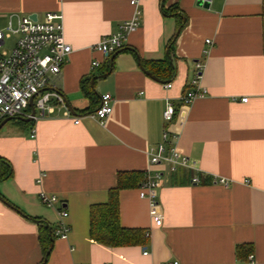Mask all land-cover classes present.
I'll return each mask as SVG.
<instances>
[{"label": "crops", "instance_id": "0c3cea01", "mask_svg": "<svg viewBox=\"0 0 264 264\" xmlns=\"http://www.w3.org/2000/svg\"><path fill=\"white\" fill-rule=\"evenodd\" d=\"M197 2L141 0L140 28L106 56L93 47L132 17L130 0H0V28L17 15L64 12L65 39L73 48L54 79L66 104L53 99L54 109L45 115L37 110L31 121L23 120L29 115L13 117L0 127V264L44 261L40 229L55 233L60 204L43 205L42 190L63 202L71 227L67 238H54L46 264H249L250 253L264 264V0H211L208 8ZM173 5L187 21L170 51L178 30ZM169 55L177 71L165 81L148 61ZM96 59L100 64L92 68ZM197 60L204 61L201 83L208 93L185 105L182 94ZM83 79L94 100L84 95ZM105 93L114 108L100 124L88 113ZM168 102L177 110L169 124L163 117ZM168 127L170 140L194 166L173 172L150 163L148 151ZM148 170L163 173L162 225L154 224L140 185L125 188L119 192L121 225L149 231L146 243L111 247L94 241L91 207L108 202L120 172ZM238 246H245L242 257Z\"/></svg>", "mask_w": 264, "mask_h": 264}, {"label": "built area", "instance_id": "2783aa9c", "mask_svg": "<svg viewBox=\"0 0 264 264\" xmlns=\"http://www.w3.org/2000/svg\"><path fill=\"white\" fill-rule=\"evenodd\" d=\"M130 4L134 9L132 17L120 23L116 32L102 36L98 44L93 47L94 51L110 56L124 47L129 40L128 37L140 28L143 14V9L140 7L141 0H130ZM64 17L62 11L47 12L43 18L37 17V19L30 14L17 15L16 22L11 18L6 27L0 28V120L31 115L28 113L31 108V98L34 100L36 113L40 110L43 115L46 110L54 109L51 105L53 99L57 100L59 105L66 104L62 92L54 84L55 77L61 74L73 50L71 43L65 39ZM207 43H211V40L207 39ZM99 64L100 60L96 59L92 61L91 66L95 68ZM194 66V74L189 80L190 87L181 98L185 105L208 93V89L201 83L205 68L204 61L197 60ZM171 86L172 83L166 84L168 88ZM101 98L100 106L88 115L97 119L100 124H104L108 116L113 113L114 99L109 93L103 94ZM242 101H248V97H244ZM176 111L174 103L168 102L163 113L167 124L173 121ZM37 117L38 114L35 118ZM75 122L79 123L80 119L76 118ZM32 136H36V130H33ZM162 140L148 151L151 164H166L173 172L179 167L189 168L195 165L190 156L183 154L170 140L169 127L165 129ZM162 175L161 171L152 174L148 170L139 186L140 197L149 200L150 213L156 226H161L164 220L158 194ZM42 178L40 176L37 179L38 184L42 183ZM216 181L225 185L229 183L224 178ZM192 182L197 183L199 179L194 177ZM39 200L49 207L60 204L57 210L60 219L54 229L55 236L67 238L71 227L67 222L69 213L63 202L46 190L39 193ZM149 235L148 231L146 236ZM144 254L147 255L148 252L144 251ZM255 258V254L250 253L249 264H256ZM164 264L181 263L175 260Z\"/></svg>", "mask_w": 264, "mask_h": 264}, {"label": "trees", "instance_id": "16d2710c", "mask_svg": "<svg viewBox=\"0 0 264 264\" xmlns=\"http://www.w3.org/2000/svg\"><path fill=\"white\" fill-rule=\"evenodd\" d=\"M173 14L178 17V29L184 28L187 21V15L184 14L178 7H170ZM177 35L170 42V51L173 48ZM150 63L151 71L159 78L165 81H171L177 71L174 61L169 55L165 59H158L156 61H148ZM147 64V63H146ZM82 91L84 95L91 100L95 99V91L90 86L88 79L81 80ZM3 174V173H2ZM6 175V173H4ZM3 174V175H4ZM12 173H10V176ZM145 173L140 171L120 172L118 174L117 187L109 191L108 202L103 204H96L91 207L90 215V235L91 238L100 243L111 247L119 246H133L138 244H145L148 237L146 231L139 228H125L121 225L120 221V199L119 192L121 189L138 187L143 181ZM50 227H41L40 231V244L43 247V260L49 256L52 248L55 233L49 231ZM245 246H238L237 253L240 257L243 256ZM247 253H250L249 249Z\"/></svg>", "mask_w": 264, "mask_h": 264}, {"label": "water", "instance_id": "95a60500", "mask_svg": "<svg viewBox=\"0 0 264 264\" xmlns=\"http://www.w3.org/2000/svg\"><path fill=\"white\" fill-rule=\"evenodd\" d=\"M210 1L211 0H198V5H202V6H204V7H209L210 6ZM32 17L34 18V19H37V16L36 15H32ZM180 31H181V28H179L178 30H177V32H176V35H178L179 33H180ZM114 56L115 55H113L112 56V58H111V62H113V59H114ZM142 69H144V71L148 74V75H150L153 79H155L156 81H158V80H160L159 78H157L155 75H153L149 70H147L145 67H142ZM105 76H107V74H105V75H102V77H105ZM96 80V77L93 79V81H92V84H93V82ZM30 107H31V115H29V116H27V118H23V120H26L27 122L28 121H31V120H33V119H35V117H36V108H35V105H34V100H33V98H31V101H30ZM68 107H69V110L70 111H72V112H74V110H73V108L70 106V104L68 103ZM10 120H12V118H7V119H5L2 123H0V127L4 124V123H6V122H8V121H10ZM47 258H48V256H46V258L44 259V261L42 262V263H40V264H46V262H47Z\"/></svg>", "mask_w": 264, "mask_h": 264}]
</instances>
